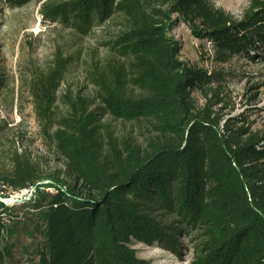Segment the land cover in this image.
<instances>
[{"label":"trees","instance_id":"trees-1","mask_svg":"<svg viewBox=\"0 0 264 264\" xmlns=\"http://www.w3.org/2000/svg\"><path fill=\"white\" fill-rule=\"evenodd\" d=\"M28 1L8 0L11 7ZM41 15L82 35L123 17L109 52L127 63L98 73V98L115 119L148 121L155 136L145 148L110 134L103 141L80 97L68 100V115L48 133L64 62L40 75L36 116L75 184L42 176L28 155L12 152L0 197L36 188L21 204L0 201V264H150L130 243L177 251L183 229L200 236L191 264H264V135L230 125L221 133L217 117L195 109L193 89L220 74L180 61L168 35L175 16L212 44L217 62L263 55L264 0H250L240 19L208 0H65L45 3ZM128 75L135 95L126 92Z\"/></svg>","mask_w":264,"mask_h":264},{"label":"rangeland","instance_id":"rangeland-1","mask_svg":"<svg viewBox=\"0 0 264 264\" xmlns=\"http://www.w3.org/2000/svg\"><path fill=\"white\" fill-rule=\"evenodd\" d=\"M65 0H29L11 7L8 0H0V176L11 170V154L25 153L38 165L42 176L56 175L74 185L66 163L54 150L43 133V125L36 116L33 85L37 78L64 62L62 82L56 92L51 128L69 112L68 100L78 97L87 100L89 111L96 114L102 140L110 134L119 143L127 141L145 148L155 132L146 120L125 122L104 112L98 98L95 79L106 71L112 60L109 47L125 30L121 15H115L104 24L91 27L85 35L78 33L70 22L50 21L42 17L45 3ZM217 9L240 19L250 0H208ZM174 26L168 35L180 45L179 60L201 70L208 77L220 74L219 81L205 82L191 92L195 109L205 110L211 118L219 119V131L224 127H244L250 133L264 135V54L250 53V58L233 57L217 62L212 44L207 39L195 38L188 27L172 17ZM126 70L128 69L127 64ZM127 94L137 90L128 82ZM1 187V185H0ZM53 191L52 189H48ZM28 191L9 195L24 198ZM200 236L183 229L178 238V250L163 242L144 245L131 242L130 248L139 259L150 264H191Z\"/></svg>","mask_w":264,"mask_h":264},{"label":"water","instance_id":"water-1","mask_svg":"<svg viewBox=\"0 0 264 264\" xmlns=\"http://www.w3.org/2000/svg\"><path fill=\"white\" fill-rule=\"evenodd\" d=\"M44 183H51V181H44ZM36 187H32L29 189L28 194L24 198H15V197H9V198H1L0 201L3 202L5 205H14V204H21L29 199L31 194L34 192Z\"/></svg>","mask_w":264,"mask_h":264},{"label":"built area","instance_id":"built-area-1","mask_svg":"<svg viewBox=\"0 0 264 264\" xmlns=\"http://www.w3.org/2000/svg\"><path fill=\"white\" fill-rule=\"evenodd\" d=\"M8 206H10V205H8Z\"/></svg>","mask_w":264,"mask_h":264}]
</instances>
